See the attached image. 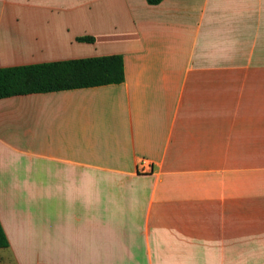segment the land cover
Masks as SVG:
<instances>
[{"label": "crops", "instance_id": "crops-1", "mask_svg": "<svg viewBox=\"0 0 264 264\" xmlns=\"http://www.w3.org/2000/svg\"><path fill=\"white\" fill-rule=\"evenodd\" d=\"M108 56L0 99V264H264V0H0V69Z\"/></svg>", "mask_w": 264, "mask_h": 264}, {"label": "trees", "instance_id": "trees-1", "mask_svg": "<svg viewBox=\"0 0 264 264\" xmlns=\"http://www.w3.org/2000/svg\"><path fill=\"white\" fill-rule=\"evenodd\" d=\"M159 5L163 0H147ZM94 42L92 38L80 39ZM125 81L121 56L88 58L0 69V99L121 84ZM9 240L0 223V249Z\"/></svg>", "mask_w": 264, "mask_h": 264}, {"label": "built area", "instance_id": "built-area-1", "mask_svg": "<svg viewBox=\"0 0 264 264\" xmlns=\"http://www.w3.org/2000/svg\"><path fill=\"white\" fill-rule=\"evenodd\" d=\"M150 168H151V164L147 160H142L138 166V169L141 172H146L147 169H150Z\"/></svg>", "mask_w": 264, "mask_h": 264}]
</instances>
